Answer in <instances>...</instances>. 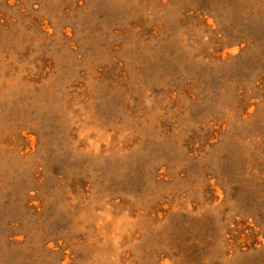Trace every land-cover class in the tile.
<instances>
[{
	"label": "rangeland",
	"instance_id": "1",
	"mask_svg": "<svg viewBox=\"0 0 264 264\" xmlns=\"http://www.w3.org/2000/svg\"><path fill=\"white\" fill-rule=\"evenodd\" d=\"M0 264H264V0H0Z\"/></svg>",
	"mask_w": 264,
	"mask_h": 264
}]
</instances>
